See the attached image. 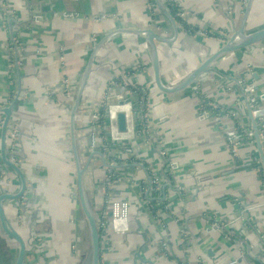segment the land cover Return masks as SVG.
I'll use <instances>...</instances> for the list:
<instances>
[{
	"label": "crops",
	"instance_id": "0c3cea01",
	"mask_svg": "<svg viewBox=\"0 0 264 264\" xmlns=\"http://www.w3.org/2000/svg\"><path fill=\"white\" fill-rule=\"evenodd\" d=\"M159 1L191 30L176 20V34L157 0H0V108L16 100L8 150L29 185L4 206L19 231L24 206L41 237L38 252L28 242L25 264L77 260L72 239L84 227L76 155L82 164L91 157L86 187L106 221L100 264H264V166L248 143L234 155L228 142L234 128L251 124L246 81L264 102V41L164 92L140 32L164 39L156 42L161 78L172 87L242 25L250 0ZM246 19V32L264 27V0H252ZM123 83L145 91L147 105L116 107L128 111L129 129L113 140L93 116L104 93ZM3 119L0 111V134ZM20 184L0 152V194ZM117 199L131 211L116 228L109 221ZM12 242L0 231V264H13Z\"/></svg>",
	"mask_w": 264,
	"mask_h": 264
},
{
	"label": "water",
	"instance_id": "95a60500",
	"mask_svg": "<svg viewBox=\"0 0 264 264\" xmlns=\"http://www.w3.org/2000/svg\"><path fill=\"white\" fill-rule=\"evenodd\" d=\"M160 7L164 11L166 15L171 19L176 34L178 33L177 22L174 16L162 6L159 0H157ZM252 0L249 1V5L246 11V15L244 18V22L242 25L230 35L225 43L213 54H211L202 64L196 67L193 71H191L184 79H182L176 85L170 87L166 86L162 82L161 78V68H160V58L157 47V41L164 40L160 35H158L153 29H143L140 32H143L146 39L148 40L151 48V57L152 64L155 72V81L157 86L164 92H176L188 87L195 79H197L203 73H206L211 70V65L214 61L220 59L224 55L228 53H234L241 49L248 48L251 45L259 44L264 41V27L259 28L255 31L246 32V17L248 15ZM237 82L239 79H236ZM246 85H254L252 82H245ZM239 85L242 87V81L239 82ZM245 104L247 105V113L248 117L251 121V124H247V126H251L254 132V138L256 143V148L260 155V159L262 161V165L264 166V143L260 134L259 126L252 113V105L250 103V99L248 94L245 91V88H242ZM256 90V88H255ZM16 101V100H15ZM15 101L4 108H0V111L4 113V120L1 128V140H0V152L1 158L3 162L12 170H14L19 178H20V189L16 192H4L0 194V227L1 231L4 235L12 237L18 243V251L17 257L15 260V264H25L26 257L28 255V242H26L24 236L20 233V231L12 224L5 210L4 203L8 200H19L24 198L28 191V179L27 176L22 169V167L16 163L11 157L7 149V131L8 126L12 118V114L14 111ZM131 100H122L119 101L118 104L124 105L129 103ZM129 116L125 110L118 111L116 113V124L117 130L119 133H124L129 129ZM105 130H107V134L111 135L108 130V126L105 125ZM91 140V135H90ZM92 141V140H91ZM90 141V143H91ZM90 159L86 161L84 164L81 163L80 158L76 155V181H77V192H78V200L80 211L83 214L86 224L89 228L90 240H91V255H90V264H100L101 259V232H100V223L98 215L96 214V210L89 199V195L86 188V177L89 169ZM110 167V166H109Z\"/></svg>",
	"mask_w": 264,
	"mask_h": 264
},
{
	"label": "built area",
	"instance_id": "2783aa9c",
	"mask_svg": "<svg viewBox=\"0 0 264 264\" xmlns=\"http://www.w3.org/2000/svg\"><path fill=\"white\" fill-rule=\"evenodd\" d=\"M179 14L183 15V11L181 8H179ZM246 85V83H245ZM137 88V87H135ZM245 91L248 94V97L250 99V103L252 105V113L254 117L256 118V121L259 126L260 134L264 143V102H258L255 96V86L254 85H246ZM138 94L141 96L139 97ZM138 97H136V96ZM146 92L140 91L138 88L134 90V87L128 86L123 83V85L115 86V88L112 89V91H108L104 93L102 100H101V107L97 110V112L94 114L93 119L94 122H99L100 118H102V108H105V116L107 119V123H105L103 126L105 128V125L108 126V130L111 133V138L113 140H118L119 132L117 130V124H116V107L123 108L126 105H132V101L136 100L139 105L146 106ZM130 99L131 101L129 103H126L124 105L118 104L119 101ZM114 100H117L116 102ZM125 109V108H124ZM128 113V111L126 110ZM206 112V111H204ZM202 114H205V113ZM207 113V112H206ZM234 116H237V113L234 112ZM129 116V113H128ZM240 125V124H239ZM107 131V130H106ZM233 132L228 135V142L230 145V149L234 155L239 154V149L246 143L250 145L253 152H258L256 148L255 138H254V132L252 130L251 126H247L240 130L239 128H234L232 130ZM96 136L92 134L91 132V145H94L96 142ZM257 161L261 162L260 156L255 157ZM111 214H110V221L113 226L117 228L118 225H122L124 222H126L130 216L131 211V205L130 201L127 199H117L113 200L111 202ZM99 223L101 225V228L104 227L106 224V221H101L99 219ZM122 227V226H120ZM227 264H239L237 260L230 261Z\"/></svg>",
	"mask_w": 264,
	"mask_h": 264
},
{
	"label": "rangeland",
	"instance_id": "374dc122",
	"mask_svg": "<svg viewBox=\"0 0 264 264\" xmlns=\"http://www.w3.org/2000/svg\"><path fill=\"white\" fill-rule=\"evenodd\" d=\"M87 188V187H86ZM33 190V189H32ZM87 192L89 195V199L91 200L93 206H94V197H93V189L92 187H88L87 188ZM25 197V196H24ZM30 198V197H28ZM23 198H21L22 200ZM32 200V199H31ZM28 203V201L25 202V199L23 201V205H26ZM22 205V206H23ZM22 210L24 211L22 215H20V221L21 223L24 222L23 225H25L24 228L20 229V233L27 239V235H28V241L30 243L31 246V252L37 251L38 252V241L40 240V236L37 234L36 230H35V226H33V221H31V219H29V223L27 221V217H25L26 215V210L23 206ZM80 223H81V227H84V231L83 233L79 232L78 235H75L74 238L72 239V249L74 252V255L76 256V261L74 262V264H90V255H91V240H90V234H89V228L86 224L85 218L83 216V214L81 213L80 216ZM1 231V228H0ZM27 231H29V233H27ZM6 237H8L10 239V241H13L12 243H14V245L16 247H18V243L15 239H13L12 237H9L7 235H5ZM17 249V248H16ZM16 255L14 256V260H13V264H15V260L17 257V251H15ZM32 256H30L31 258ZM30 260V259H29ZM28 263H31L32 260L29 261Z\"/></svg>",
	"mask_w": 264,
	"mask_h": 264
},
{
	"label": "trees",
	"instance_id": "16d2710c",
	"mask_svg": "<svg viewBox=\"0 0 264 264\" xmlns=\"http://www.w3.org/2000/svg\"><path fill=\"white\" fill-rule=\"evenodd\" d=\"M176 8H178V7H176ZM174 15L173 16H175L174 18L177 20V22H179L183 27H184V29H186V30H191V28H190V24H188L187 23V21L186 20H184L182 17H180V16H178L177 15V13H176V11L174 10L173 12H172ZM135 89H137V88H135L134 87V90ZM138 96L140 97L141 95L140 94H138ZM136 101V100H135ZM137 102V101H136ZM103 116H102V118H100V120H99V122L98 123H100V124H105V123H107V119H106V117H105V115L104 114H102ZM88 187V186H87ZM0 254H5L4 252L3 253H0ZM6 258H9V257H11V255H10V251L9 252H6ZM1 257V259L0 260H2V256H0ZM4 262V261H3ZM2 262V263H3Z\"/></svg>",
	"mask_w": 264,
	"mask_h": 264
},
{
	"label": "flooded vegetation",
	"instance_id": "af4514ba",
	"mask_svg": "<svg viewBox=\"0 0 264 264\" xmlns=\"http://www.w3.org/2000/svg\"><path fill=\"white\" fill-rule=\"evenodd\" d=\"M115 102L117 101V100H114ZM102 114H104L105 115V108L103 107L102 108ZM106 117V116H105ZM12 119V118H11ZM4 120V119H3ZM2 124H3V121H2V123H1V128H2ZM100 124V123H99ZM101 125H103V124H101ZM10 127H11V121H10V123H9V126H8V131H7V142H8V136H9V132H10ZM106 132H108V131H106ZM0 139H1V134H0ZM9 144L7 143V149H8V146ZM8 152H9V154H10V151L8 150ZM16 155H13V156H11L10 155V157L16 162V163H18V161H20V160H18V161H16V158L17 157H15ZM5 164V163H4ZM19 164V163H18ZM6 165V164H5ZM7 166V165H6ZM8 167V166H7ZM21 185V184H20ZM20 189V188H19ZM94 208H95V205H94ZM96 210V209H95ZM96 214H97V212H96ZM99 218V217H98ZM1 228V227H0ZM2 230V229H1ZM35 230H36V228H35ZM102 231V228H101V225H100V232ZM37 232V234H38V231H36ZM1 233H3L2 231H1ZM25 238V237H24ZM25 240H26V242H29L26 238H25ZM29 244V243H28ZM29 246V245H28ZM28 249H29V247H28ZM26 259H27V257H26ZM28 261H26L25 260V263H27Z\"/></svg>",
	"mask_w": 264,
	"mask_h": 264
}]
</instances>
